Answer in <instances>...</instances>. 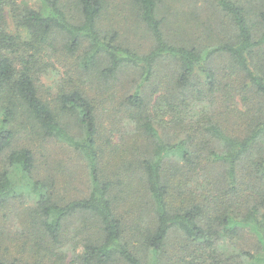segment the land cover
<instances>
[{"label": "trees", "instance_id": "16d2710c", "mask_svg": "<svg viewBox=\"0 0 264 264\" xmlns=\"http://www.w3.org/2000/svg\"><path fill=\"white\" fill-rule=\"evenodd\" d=\"M38 1L0 0V211L33 198L15 213L16 254L0 264H264V0H206L222 30L205 44L177 35L165 0H130L146 52L102 26L108 0ZM62 37L66 53L84 49L51 99L40 73ZM125 72L127 90L117 88ZM215 96L222 110L193 108ZM230 114L243 126L226 125ZM35 138L86 160L83 196L58 200L61 170L35 179ZM244 228L261 252L225 247Z\"/></svg>", "mask_w": 264, "mask_h": 264}, {"label": "rangeland", "instance_id": "374dc122", "mask_svg": "<svg viewBox=\"0 0 264 264\" xmlns=\"http://www.w3.org/2000/svg\"><path fill=\"white\" fill-rule=\"evenodd\" d=\"M18 2L27 3L30 5L38 6V0H18ZM163 9L162 15L165 12H169L173 9V13L170 15L173 23V29L177 31V35L181 38L195 41L197 43H207L213 36L212 28L218 29L216 37L219 35L222 29L220 26V17L216 13L215 9L206 0H165L161 5ZM170 9V10H169ZM169 10V11H168ZM73 14V12H72ZM76 18V17H74ZM9 27L12 28L13 24L10 17H7ZM102 26L109 30H118V41L125 46H130L139 52L149 51L151 45V38L148 34L147 27L140 21L138 16L135 15L130 0H108L107 7L102 16ZM226 31V30H225ZM60 39V38H59ZM57 39L56 47L58 52L52 51L50 57H46L45 70L40 73V85L42 86V93L48 97L53 98L58 92L59 85L67 84L69 76L77 69L78 57L82 54V49L74 56L66 53L62 50V45L67 41L66 37H62V40ZM206 41V42H205ZM87 45V42H84ZM166 64V61L164 62ZM44 65V66H45ZM166 66V65H165ZM168 68V66H166ZM120 77L117 88L127 90L133 86L135 82L133 77L126 76ZM68 85V84H67ZM252 95V94H251ZM247 96V95H246ZM223 99L220 96L211 98H205L202 103L197 102L193 105V108L205 107L208 105L222 110L224 107ZM236 101H241L242 104L246 103L242 101L240 95L236 96ZM225 101V100H224ZM244 105V104H243ZM243 105L238 104L241 109H245ZM191 108H186L185 113L192 115ZM184 113V112H183ZM229 116V117H228ZM225 117L224 122L226 125L234 126V129H239L243 126L244 121L240 118L233 116L232 114ZM103 121L106 126L111 125L112 119L109 116H105ZM125 121V120H121ZM179 129V128H178ZM163 138L169 141H174L176 136L173 130L165 131L163 128H159ZM180 130V129H179ZM123 131H128L125 127L118 132L115 130L112 139L117 142H121L120 135ZM168 132V134H167ZM170 133L176 135L172 136ZM23 135V134H22ZM24 136L20 137L23 139ZM20 139V140H21ZM32 141V148L36 154L38 164L35 171V179H41L47 177L49 174L55 173V169L61 170L60 176H58L57 190L60 194H57L58 200H64L72 197L83 196L89 185V174L87 163L82 156L74 152V150L67 144L58 141L57 139L41 140L38 138L30 139ZM108 161V158L105 159ZM0 156V164H1ZM106 166V162L104 163ZM224 169H221V173ZM17 176L20 172L16 170L14 172ZM32 196L25 195L21 200H16L14 204L10 205L8 209L0 211V229L6 227L5 235H0V254L1 256H7L10 258L9 253H14L12 239L17 238V232L23 230L20 224V217L15 213L23 210L27 203H32ZM23 220V219H22ZM75 223L71 229H74ZM240 237L236 241V246H225L229 251L239 252L240 248L250 249L252 252H261L262 245L260 247L256 243V236L248 228L240 229ZM258 241V239H257ZM9 248V250H7ZM72 247H66L65 250H71ZM19 257L20 253L18 254Z\"/></svg>", "mask_w": 264, "mask_h": 264}]
</instances>
